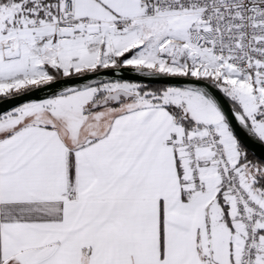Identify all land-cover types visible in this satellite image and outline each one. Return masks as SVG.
<instances>
[{
  "label": "snow or ice",
  "instance_id": "snow-or-ice-1",
  "mask_svg": "<svg viewBox=\"0 0 264 264\" xmlns=\"http://www.w3.org/2000/svg\"><path fill=\"white\" fill-rule=\"evenodd\" d=\"M0 264H264V0H0Z\"/></svg>",
  "mask_w": 264,
  "mask_h": 264
}]
</instances>
